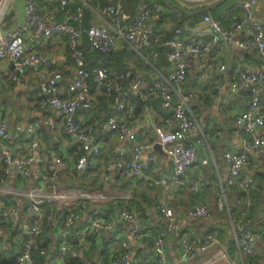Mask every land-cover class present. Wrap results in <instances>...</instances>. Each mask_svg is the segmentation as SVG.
<instances>
[{
    "label": "built area",
    "instance_id": "1",
    "mask_svg": "<svg viewBox=\"0 0 264 264\" xmlns=\"http://www.w3.org/2000/svg\"><path fill=\"white\" fill-rule=\"evenodd\" d=\"M70 0H61L65 7ZM126 0H114L113 3L100 8L103 21L92 24L86 31L90 46L100 52H114L120 49L121 43L132 44L136 50L149 48L148 62L158 57L154 46L168 47L166 57L173 68L167 76L156 75L150 84L141 88V79H135L130 86L124 87L120 76L111 68L97 61L93 76L94 87L104 96L117 94L115 111L107 118L106 126L110 133L119 140H129L132 144V157L115 164L123 174L141 177L149 171L155 161V156L149 154L144 159L145 152L151 144L138 140L132 124L121 118L122 115L135 111L139 98L160 97L162 107L172 112L171 118L155 126L156 143L169 156L171 172L161 178L152 179L149 187L170 189L182 184L188 169L207 159L200 160L199 146L204 143L203 134L197 143H187L186 139L196 127L195 120L189 115L188 106L197 97L195 91L175 98L178 88L184 84L191 69L213 68L217 64L218 51L223 48L222 40L212 35L204 38L199 33L188 32L177 28L175 36L162 40L157 34V25L149 23L155 14L164 11L158 2L140 1L134 20L129 25L123 24L124 4ZM186 8H201L219 0H174ZM8 0H0V26L5 16ZM25 21L14 30L0 32V60L15 69L26 68L31 72L41 73L51 66V60L25 45V37L50 38L56 35L67 37L68 46L76 64L74 77L66 83L68 96L59 95L58 84L62 80L61 73L43 76L40 81L41 98L36 104L39 110H51L53 115L37 119L26 125L15 128L17 140L24 137L22 145L11 148L8 142L11 137L7 120L0 119V165L3 168V179L0 181V249L14 252L12 264H36L33 252L40 250L47 253L40 240L45 229H52L56 236L58 247L55 253V263L63 264L65 258L73 254L75 249L84 248L90 237L101 242L108 234L114 233L120 224L130 226L129 234L139 240L150 234L153 264H174L168 259L166 241L169 234L179 231L180 222L175 219L174 210L164 197L156 204L157 211L167 222L155 232L149 233L141 225L139 211L128 207L127 203L135 200V193L118 188L107 192L97 188L82 189L78 187H62L60 169L68 166L65 156L51 158L49 150L42 144L41 127L46 125L53 133H61L75 138L80 142L82 154L73 163V172L85 171L97 165L100 145L91 140L92 125L76 121L78 110H88L93 106L91 78L87 68L88 53L83 48L82 36L85 32L81 25L83 8L79 7L76 14L70 15V21L51 22L39 9V0H24ZM259 0H238L226 12L230 22V31L223 30L220 19L204 15L203 20L209 22L215 30H220L228 42L245 49H253L260 59L258 71H238L231 77L234 90L243 91L248 95L249 102L245 111L236 117V123L243 129L242 146L238 151H225L224 160L229 168L227 187L236 196L237 209L231 213L234 225V235L239 251L253 256L256 251V234L251 228L249 212L254 204L251 192L256 189V183L249 178L241 177V171L250 163L253 153L264 150V136L257 130L264 127V104L260 97L264 91V23L255 16ZM244 37L235 36L242 33ZM225 70V63L219 65ZM18 77L14 76L13 80ZM175 123L174 129H166L168 124ZM207 129V123H206ZM206 132V131H205ZM21 142V141H20ZM34 167V170H33ZM66 173H71V167ZM72 172V173H73ZM111 168H107L105 181H108ZM204 184L200 174L193 184L198 190ZM4 197H10L5 200ZM82 208L90 207L85 225L76 239L71 238L72 230L80 217L79 204ZM113 203V207H107ZM126 203V205H125ZM224 209L223 203L218 204V211ZM210 214V208L204 204L193 206L191 215L203 218ZM180 261L193 257L197 251L205 252L210 246L219 242L214 233H207L198 244L190 237L182 235ZM110 264H134L132 244L127 238L120 241L119 247L111 249Z\"/></svg>",
    "mask_w": 264,
    "mask_h": 264
},
{
    "label": "crops",
    "instance_id": "2",
    "mask_svg": "<svg viewBox=\"0 0 264 264\" xmlns=\"http://www.w3.org/2000/svg\"><path fill=\"white\" fill-rule=\"evenodd\" d=\"M236 1L238 0H230L222 12L219 9L226 2L207 12L212 17L215 16L213 13H216L223 30H231L226 12ZM108 2H104V0H70L65 7H62L61 0H39L38 6L41 12L51 22L55 23L70 21L69 16L76 14L78 8L82 7L81 25L84 28V19L87 12L90 13L91 17L90 26L100 24L103 21L100 8L108 5ZM196 9L199 8L189 10ZM166 10L164 7L161 14H155L149 21V23L157 25V34L161 36V39L167 38L168 32L170 33L175 24L172 17L165 16ZM255 16L264 23V0H259ZM134 17L135 13L130 17L125 12L124 4L123 24H131ZM183 17L188 16L184 15ZM183 17V22L187 21L190 27H196L198 22L204 18L203 16L198 20L196 17H188V19ZM24 21V0H8L0 32L5 33L14 30ZM199 34L204 38L212 37L208 28ZM235 36L244 37V34L243 32L236 33ZM25 45L30 50L46 55L51 60V66L44 68L41 73H36L26 68L15 69L13 65L0 60V119H5L9 123L13 140H10L8 144L12 149L20 147L24 139L20 135L14 141L17 136L14 130L17 126H23L37 119L53 115L51 110L36 108V104L42 95L40 81L43 76L61 73L63 79L58 84L59 95L66 97L68 96L66 83L76 73L75 60L68 46L66 36L33 38L31 35H27ZM82 45L89 52L84 35L82 36ZM222 45L223 48L217 54V64L213 68L191 69L186 81L178 88L175 96V98H178L190 91H195L198 94L188 106L189 115L195 120L196 127L192 130L186 142L196 144L198 138L207 133L204 143L198 145L199 158L200 160L207 159V163L199 162L190 167L183 178L182 184L178 187L162 189L161 187H149L148 185L152 179L169 175L172 169L169 156L156 143L155 126L172 116V112L162 107L160 97L139 98L134 113L121 116L122 119L132 124L138 140H144L151 144V148L145 152L144 159L149 154L155 156V161L150 170L141 177L125 175L115 166L117 162L132 157L131 142L127 139L119 140L108 131L106 126L108 116L115 111L117 94L110 97L104 96L102 92L95 89L94 84H91L92 108L90 110L80 109L75 115L76 121L93 126L91 140L101 147L97 165L93 169L77 172L81 176H85L81 179L82 181L78 179L79 183L95 185L98 180H102L104 181L103 185L100 182L94 188L107 192L115 188L134 192L138 204L136 207L139 206L143 212L141 215L139 214L140 223L149 233L155 232L167 222V219L157 211L155 205L160 197H164L173 208L175 219L180 222L179 231L169 234L166 241L168 259L174 264H264V150L253 153L250 156V163L241 171V177L249 178L256 183V189L250 193L254 199V204L249 212L251 228L257 239L256 251L253 256L241 253L235 240L231 213L237 209L236 196L228 190L229 168L224 160L225 151H238L242 146L243 129L236 123V117L247 109L249 102L248 95L243 91L232 88L231 77L241 70L258 71L260 69V59L255 50L240 48L232 44L233 49L230 51L231 67L228 69L226 63L228 50L224 42ZM124 48L129 51V55L123 59V69L119 71L114 68L124 87L130 86L135 79L139 78L141 79V88L145 89L154 76H167L173 68L167 59L166 64H159L161 61L159 56L148 62L149 52L146 48L136 50L132 44L121 43L119 51H123ZM88 54L87 66H90L93 70L97 64V59L91 53ZM222 62L226 65L225 70L219 68ZM14 76L18 78L13 80ZM260 101L261 104H264V91L261 94ZM166 126V129H174L175 123L171 122ZM40 133L42 144L50 151L48 155L51 158L65 156L68 166H65L64 169L61 168L60 173L62 174L61 186L67 187L69 182L73 183V178L77 175L72 171V168L73 163L79 157V150L82 151L80 142L73 137L53 133L46 125L41 127ZM257 134L264 136V127L259 128ZM70 167L71 173H66L65 171H68ZM108 167L111 168V174L109 180L105 181ZM200 174L203 175L204 184L198 190H194L192 188L193 184ZM129 203L127 205L131 207ZM219 203L224 205L222 211L217 210ZM198 204L209 206L210 214L203 218L193 217L191 210L193 206ZM110 205L107 207L114 206L113 203H110ZM91 206L95 207L96 205L89 204V207L81 208L79 211L80 217L77 224L79 223L81 228L86 223L87 213ZM45 230L41 242L47 244L45 247L48 252L47 264H54L58 242L52 229ZM129 230V224H120L114 233L106 235L101 242L91 241L86 247L75 249L73 254L65 258L63 264H74V260L69 257H74L77 254L84 261L83 264H110L108 251L115 249V247L118 248L123 238L129 239L132 244L134 264H153L154 254L150 234L135 240L130 236ZM210 232L217 236L219 240L217 244L210 246L205 252L197 251L193 257L186 261H180V238L182 235L190 237L200 244L205 235ZM72 239L74 238L71 237L70 240ZM5 250L9 251V249Z\"/></svg>",
    "mask_w": 264,
    "mask_h": 264
},
{
    "label": "trees",
    "instance_id": "3",
    "mask_svg": "<svg viewBox=\"0 0 264 264\" xmlns=\"http://www.w3.org/2000/svg\"><path fill=\"white\" fill-rule=\"evenodd\" d=\"M140 1H146V0H126V2H125V12H127L130 15V17L134 13L136 14V8H137V6H138V4H139ZM150 1H157V2H160L161 4H163V6L167 9L166 12H165V16L172 17V19L174 20V23H175L174 24V27L172 28V30L170 31V33L168 32L169 35L167 36V38H164V39L162 38V40H165V39L166 40H169L172 37H174L175 30L177 28L184 29V27H183V25H184L183 19L180 20L179 17H178L179 12L177 10L173 9L172 7H170L165 0H147V2H150ZM104 2H108V1L107 0H104ZM113 2H114V0H111L108 3L110 4V3H113ZM206 14H208V13L206 12L205 14H203L201 16H198L196 18L199 20L201 17H203ZM213 14L215 15V16H213V18L218 19V16L216 15V13H213ZM183 18L184 19H188V17H183ZM90 21H91L90 13L87 12V14L85 16V19H84V25H83L84 28H85V32L83 33L84 40H85V43L88 45L87 48L89 50V52L87 51V53H91V55H93L94 57H96L97 61L99 59H101L102 60V62H101L102 65L107 66L109 68L112 67L111 69L113 71H115V72H116V69L119 70V71L122 70L123 69V59L127 55H129V51L126 48H124L123 51L117 50V51H114V52H106V53H104V52H100L98 50L93 49L90 46L89 42H88V37H87V33H86V31L88 30V28L90 26ZM146 49L148 51L150 50L149 48H146ZM154 50L158 51L159 60H161L159 62V64H166V59H167L166 53L168 51V47L167 46H164V45L154 46ZM87 58H88V56H87ZM88 61H89V59H88ZM96 66H97V64H96ZM95 67L92 70V68L90 66H87V68L90 70V72L92 74V78H91V82H90L91 84H94L93 83V76H94V72H95L94 71L95 70ZM114 68H116V69H114ZM82 153L83 152L81 151V154ZM93 168H88V169H93ZM3 176H4V174H3V168L0 165V181H2ZM83 177L85 178V176H81L80 174H77L75 176V178H77L79 180L83 179ZM80 185L83 186V187L86 186L83 183H80ZM4 199L5 200H8V199H10V197H4ZM129 204H130L131 207L133 205L132 208H135V210L138 208L137 210L140 212L139 213L140 215H141V213H143L142 210H140L139 206L136 207L138 205L136 203V199L133 200V201H131ZM155 205H156V203H155ZM80 230H81V227H80V225L78 223L73 228L71 237H73L74 239H76L77 238V235L80 232ZM45 231H47V229ZM42 239H43V234L40 237V240H42ZM90 240L92 242H95L96 241L94 239V237H90ZM46 245L47 244H45V242H44L43 243V247H46ZM107 250H108V248H107ZM109 251H108V256L110 254ZM14 258H15V255L11 251L4 250V249L1 250L0 249V264H12L14 262ZM33 258H34L36 264H47L48 263V252L47 253H41L40 250H36V251L33 252ZM69 258L71 260H74V264H83L84 263V261L82 260L81 257L78 256V254L76 256H74V257H69Z\"/></svg>",
    "mask_w": 264,
    "mask_h": 264
},
{
    "label": "water",
    "instance_id": "4",
    "mask_svg": "<svg viewBox=\"0 0 264 264\" xmlns=\"http://www.w3.org/2000/svg\"><path fill=\"white\" fill-rule=\"evenodd\" d=\"M165 1L167 2V4L170 7H172L173 9H175L179 12L178 17L181 20L184 15L188 16V17H196V16H200L202 14H205L206 12L212 10L214 7L225 3L227 0H219L218 2H216L215 4H213L211 6H205V7L196 9V10H189L186 7H184L183 5L176 3L174 0H165ZM184 27H185L186 31L193 32V33H203L204 29L208 28L210 30V34L215 35L217 38L221 39L224 42V44L228 50V53L226 55L227 68L229 69L231 67V60H230L231 53H230V51L233 49V45L227 41V39L225 38V36L223 35V33L220 30L213 29L210 26L209 22L204 21V20H200L196 27H190L188 22L184 21ZM88 110H90V109H88Z\"/></svg>",
    "mask_w": 264,
    "mask_h": 264
},
{
    "label": "rangeland",
    "instance_id": "5",
    "mask_svg": "<svg viewBox=\"0 0 264 264\" xmlns=\"http://www.w3.org/2000/svg\"><path fill=\"white\" fill-rule=\"evenodd\" d=\"M147 1V0H146ZM230 1V0H229ZM228 1V2H229ZM151 2V1H150ZM228 2H226L225 4H223L222 5V7L219 9L221 12L224 10V8L227 6V4H228ZM196 17H198V16H196ZM81 154V151L79 150V155ZM192 167V166H191ZM89 170V169H88ZM75 173H77V172H75ZM77 174H79V173H77ZM102 183V185H103V183H104V181H100V180H98V182H96V184L98 185V183ZM86 186H81L80 185V183H79V180L77 179V178H73V183L72 182H69L68 183V185H67V187L68 188H71V187H78V188H82V189H91V188H94V187H96V184L94 185V184H91V185H87V183H84ZM79 208H82V204L80 203L79 204ZM117 247H115V249H116Z\"/></svg>",
    "mask_w": 264,
    "mask_h": 264
}]
</instances>
